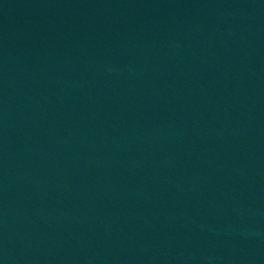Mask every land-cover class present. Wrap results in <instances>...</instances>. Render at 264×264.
Listing matches in <instances>:
<instances>
[{
    "label": "water",
    "instance_id": "water-1",
    "mask_svg": "<svg viewBox=\"0 0 264 264\" xmlns=\"http://www.w3.org/2000/svg\"><path fill=\"white\" fill-rule=\"evenodd\" d=\"M0 264H264V0H0Z\"/></svg>",
    "mask_w": 264,
    "mask_h": 264
}]
</instances>
